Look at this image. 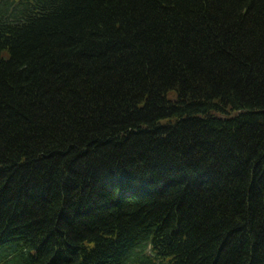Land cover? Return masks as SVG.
I'll return each mask as SVG.
<instances>
[{"label": "trees", "instance_id": "obj_1", "mask_svg": "<svg viewBox=\"0 0 264 264\" xmlns=\"http://www.w3.org/2000/svg\"><path fill=\"white\" fill-rule=\"evenodd\" d=\"M0 264H264V0H0Z\"/></svg>", "mask_w": 264, "mask_h": 264}]
</instances>
